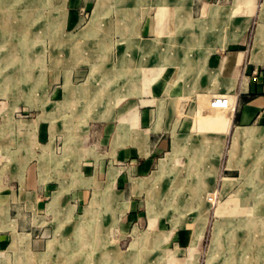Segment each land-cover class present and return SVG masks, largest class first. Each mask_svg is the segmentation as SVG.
Listing matches in <instances>:
<instances>
[{
  "label": "rangeland",
  "instance_id": "1",
  "mask_svg": "<svg viewBox=\"0 0 264 264\" xmlns=\"http://www.w3.org/2000/svg\"><path fill=\"white\" fill-rule=\"evenodd\" d=\"M173 4L172 10H160L156 0L147 4L149 8L143 10L138 26L142 40L159 35L165 39L168 32L165 27L161 33V14L171 11L180 20L183 11L187 12L183 8L190 4L192 24L187 40L196 43L191 50L193 65L204 51L221 57L243 55L239 66L243 72L252 42L254 60L264 49V38L257 36L264 0H173ZM124 13L117 0L104 4L101 0H0V175L8 173L9 151L36 147L35 130L40 122L56 133L51 138L55 155L60 156L66 148L89 149L93 154L88 157L98 159L96 163L92 158L86 164L80 162L74 168V178L79 181L77 192L85 191L87 199L68 201L51 219L60 229L55 236L59 248L47 261L264 264V130L257 134L253 129L249 133L238 130L239 139L245 136L237 142L235 151L231 137L218 146L216 137L222 128L216 122L230 124L236 108L231 95L217 94L228 100V106L213 107L214 95L204 96L189 88L185 98L193 100L194 105L182 111L177 127L178 133L188 134V138L179 153L176 142L173 152L167 155L173 156L170 168L159 169V178L158 172L139 177L131 170L133 161H120L116 156L111 159L112 166L121 168V172L106 180L103 159L99 161L106 148L100 144L103 137L94 134L89 113L97 108L94 101L106 96L104 82L109 79L103 78L101 66L118 63L119 59L90 57L82 48L91 38L100 42L99 51L120 45L150 51L148 44L141 47L128 42L137 27L132 23L122 25ZM186 24H170L169 29L175 35L180 30L186 33ZM159 45L164 49V41ZM173 50L178 51L176 47ZM141 60L154 61V57L148 54ZM160 63L158 76L146 74L148 79L155 81L158 77L161 81L174 75L166 73L170 63L164 64V71ZM195 75L190 76L191 81ZM237 76L236 70L228 83H234ZM187 78L186 74H176L174 91L181 90ZM28 122L33 124L27 127ZM50 173L55 174L52 169ZM130 173L128 184L118 186V176ZM57 188L56 183L52 191ZM121 190L126 194L123 198L119 196ZM217 236L220 246L215 241ZM0 264L40 262L8 241L4 246L0 244Z\"/></svg>",
  "mask_w": 264,
  "mask_h": 264
},
{
  "label": "crops",
  "instance_id": "2",
  "mask_svg": "<svg viewBox=\"0 0 264 264\" xmlns=\"http://www.w3.org/2000/svg\"><path fill=\"white\" fill-rule=\"evenodd\" d=\"M101 1L104 4L107 0ZM149 3L151 0H117L119 9L125 12L122 14L125 19L122 25L132 23L137 27L133 31L132 41L128 42L132 46L140 44L141 47L148 44L150 51H134L130 50L131 46L126 49L127 47L121 45L117 49L99 51L100 42L91 38L86 40L85 48H82L90 57L103 55L119 59L118 63L101 66L104 69L103 78L109 79L104 82L106 96L94 101L93 104L97 108L89 113L90 122L94 123V134L103 137L100 144L106 148L99 161L103 159L102 169L107 181L121 169L112 166V157H118L120 161H133V175L146 178L159 171L161 160L173 152L176 142L178 153L182 150L188 134L178 133L177 127L181 122L182 111L186 106L194 105L193 100L185 98L189 88H194L202 94H229L234 98L236 108L230 124L216 122L222 128L221 134L216 137L219 147L231 137L233 148V139L238 130L249 133L253 129L254 134L264 130V49L257 53V60H254L252 42V51L243 72L239 71L243 55L221 57L214 52L207 55L204 51L193 65L194 56L191 50L196 43L187 40L191 33V5L183 8L187 12L183 11L181 22L174 18L171 11L161 14V33L165 27L168 32L165 39L163 35H159L157 38L142 40L138 35V26L142 23V12L149 8ZM156 4L160 10H172L174 7L173 0H156ZM181 23H187L188 31L180 33V30L178 35L171 33L169 25L178 27ZM146 25H149V22H145ZM160 29L155 32L159 33ZM161 41H164V49L159 48ZM172 47H176L178 51H171ZM148 54L154 57V61L141 60L148 57ZM160 62L163 63L161 70L165 69L164 64L170 63L166 73L174 75L162 78L161 81L158 77L155 81L148 79L146 74L156 76L159 73ZM236 70L238 76L235 82L228 83ZM134 74L141 76L133 78ZM176 74H186L189 80L182 81L181 90L179 88L174 91ZM192 74L197 75L195 78L191 77V81ZM94 88L93 86L92 89ZM70 101L72 104V98ZM115 122L117 125H112ZM32 124L28 122L25 126ZM46 127V124L42 125L40 122L35 130L36 147L8 152L11 156V159H8L11 161L8 173L5 177L0 175V244L4 246L10 241L11 246H20L29 256L37 257L40 264H49L47 258L59 248L55 236L60 229L52 224L51 219L60 213L61 207L68 201L74 199L85 202L87 199L85 191L77 192L79 181L74 178V168L80 162L86 164L91 158L94 163L98 161L96 157H88L93 154L89 149L66 148L60 156L55 155L51 138H54L56 133ZM161 155L164 157L160 158ZM51 169L55 174L50 173ZM129 176L131 173L118 176V186L125 187L130 180ZM56 183L58 188L54 192L52 190ZM125 195L124 190L119 192L122 198ZM75 230L74 233L77 232Z\"/></svg>",
  "mask_w": 264,
  "mask_h": 264
},
{
  "label": "bare ground",
  "instance_id": "3",
  "mask_svg": "<svg viewBox=\"0 0 264 264\" xmlns=\"http://www.w3.org/2000/svg\"><path fill=\"white\" fill-rule=\"evenodd\" d=\"M264 10V4H263V9H262V11ZM260 20H261V22H259V26H260V28L258 29L259 31H258V37H260V39H262V38H264V11L263 12H261V14H260ZM204 23V22H203ZM14 74V73H13ZM9 79V78H8ZM12 81V80H11ZM13 81H15V79L13 80ZM244 133V132H243ZM242 134V133H241ZM239 137H240V133H236V136H235V138H234V145H233V147H235L236 146V144H237V142H238V140H239ZM176 148V147H175ZM178 151V150H177ZM171 160H173V156L172 157H166V158H163L162 160H161V164H160V171H162V170H164V169H169L170 168V161ZM161 173L162 172H158V178H159V176L161 175ZM162 177V176H161ZM228 181V180H227ZM160 198H157L156 200H159ZM94 203H96V202H94ZM218 234H219V231H218ZM225 235V234H224ZM215 236V235H214ZM227 236V235H226ZM214 238V237H213ZM215 241H218L217 243L219 244V246H220V236H217V239H215ZM214 242V241H213ZM225 242V241H224ZM231 242V241H230ZM16 243V242H15ZM212 244V243H211ZM214 244V243H213ZM15 245V244H14ZM215 245V244H214ZM230 245V244H229ZM217 247V246H216ZM211 248V247H210ZM216 250V249H215ZM216 251H214V253H215ZM235 258V257H234ZM233 258V259H234ZM216 264V263H215Z\"/></svg>",
  "mask_w": 264,
  "mask_h": 264
},
{
  "label": "built area",
  "instance_id": "4",
  "mask_svg": "<svg viewBox=\"0 0 264 264\" xmlns=\"http://www.w3.org/2000/svg\"><path fill=\"white\" fill-rule=\"evenodd\" d=\"M220 95H214L212 98V106L213 107H221V108H227L228 106V100L221 99L219 97Z\"/></svg>",
  "mask_w": 264,
  "mask_h": 264
}]
</instances>
